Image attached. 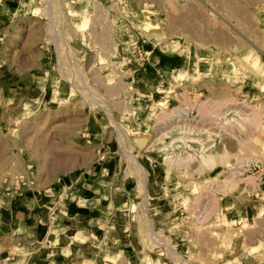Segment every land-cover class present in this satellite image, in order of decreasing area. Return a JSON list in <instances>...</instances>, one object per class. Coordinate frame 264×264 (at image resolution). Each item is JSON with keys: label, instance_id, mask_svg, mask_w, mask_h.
<instances>
[{"label": "rangeland", "instance_id": "1", "mask_svg": "<svg viewBox=\"0 0 264 264\" xmlns=\"http://www.w3.org/2000/svg\"><path fill=\"white\" fill-rule=\"evenodd\" d=\"M247 51L264 57V0H0V195L111 161L134 206L107 262L264 264V78Z\"/></svg>", "mask_w": 264, "mask_h": 264}, {"label": "crops", "instance_id": "2", "mask_svg": "<svg viewBox=\"0 0 264 264\" xmlns=\"http://www.w3.org/2000/svg\"><path fill=\"white\" fill-rule=\"evenodd\" d=\"M36 76L28 89L34 97L47 90ZM6 86L15 100L24 88ZM26 91V90H25ZM112 162L91 175H81L50 190L28 189L0 195V264H102L115 257L127 242V223L117 213L134 206L119 174H110ZM123 181V182H121ZM155 182L148 185L155 192ZM126 213V211H125ZM110 217H114L110 220Z\"/></svg>", "mask_w": 264, "mask_h": 264}, {"label": "bare ground", "instance_id": "3", "mask_svg": "<svg viewBox=\"0 0 264 264\" xmlns=\"http://www.w3.org/2000/svg\"><path fill=\"white\" fill-rule=\"evenodd\" d=\"M88 23H89V19H88V15L87 14H85V13H82V14H80L79 15V20H77V22H76V26H77V28L79 29V30H81V31H85V28L86 27H88ZM77 29V30H78ZM84 37V36H83ZM157 41H160V38L159 39H157ZM243 60H244V62H245V64L250 68V69H252L254 72H256L259 76H261V77H263L264 78V57L263 56H261V55H259V54H257L256 52H253V51H247L246 53H244L243 54ZM242 63V62H241ZM202 74V73H201ZM237 74V73H236ZM242 73L240 72L239 73V75H241ZM253 74V73H252ZM245 76V75H244ZM183 77H184V74L183 73H177V75H176V77H175V79H180V78H182L183 79ZM238 77V76H237ZM185 78V77H184ZM181 79V80H182ZM182 84V83H181ZM174 85L173 84H171L170 85V87L169 88H167V89H162V88H159V90L161 91V92H165V93H167V94H172V92H173V90H174ZM72 94H73V92H72ZM71 94V95H72ZM74 95V94H73ZM201 103V102H200ZM164 102L163 101H161L158 105H160V106H164ZM200 104H198V106H199ZM207 106V105H206ZM196 110V109H195ZM198 110V109H197ZM210 112V111H209ZM167 113V112H166ZM211 113H212V111H211ZM187 114V113H186ZM188 116V115H187ZM254 117V116H253ZM168 118V117H167ZM259 119H261V118H259ZM166 120H168V119H166ZM164 122V121H163ZM263 127V126H262ZM200 141L199 140H194V139H187V138H183L180 142H178V143H174V147H177V148H181V147H186V148H191L192 146H197V145H200L201 146V144L199 143ZM264 145V144H263ZM203 147V146H202ZM168 147L167 148H163V149H161V150H159V151H161L162 153H167V151H168ZM262 150V149H261ZM263 150H264V148H263ZM188 151H190V150H188ZM185 152V151H184ZM185 154V153H184ZM190 155V154H189ZM167 157V156H166ZM203 158V157H202ZM169 159V158H168ZM167 160V159H166ZM211 160V159H210ZM204 161V160H203ZM252 178H254V177H252ZM251 181H252V179H251ZM255 181V180H254ZM207 216V215H206ZM245 219V218H244ZM244 221H246V220H244ZM256 249V247H254L253 248V250H255ZM259 249L261 250L262 249V247L261 246H259ZM258 249V250H259ZM256 252V251H255ZM252 253H254L253 251H252ZM261 255V254H260ZM262 256V255H261ZM264 256V255H263ZM110 259H111V257H109ZM143 259H145V261L147 260L148 261V258H146V256L143 258ZM150 260V259H149ZM105 264H110L109 262H106Z\"/></svg>", "mask_w": 264, "mask_h": 264}, {"label": "built area", "instance_id": "4", "mask_svg": "<svg viewBox=\"0 0 264 264\" xmlns=\"http://www.w3.org/2000/svg\"><path fill=\"white\" fill-rule=\"evenodd\" d=\"M144 44H146V42H144Z\"/></svg>", "mask_w": 264, "mask_h": 264}]
</instances>
